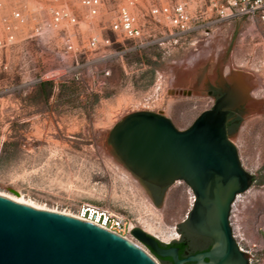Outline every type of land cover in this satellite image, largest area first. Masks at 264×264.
I'll list each match as a JSON object with an SVG mask.
<instances>
[{
	"label": "rangeland",
	"instance_id": "obj_1",
	"mask_svg": "<svg viewBox=\"0 0 264 264\" xmlns=\"http://www.w3.org/2000/svg\"><path fill=\"white\" fill-rule=\"evenodd\" d=\"M11 2L38 18L47 16L50 6L65 4L78 16L79 27L74 52L65 50L58 32L19 40L4 52L0 192L75 216L86 204L108 208L123 214L133 228L170 242L192 202L190 188L172 183L156 206L140 180L114 168L112 161L127 169L108 133L124 115L141 110L184 129L211 107L216 97L210 90L220 89L219 77L242 73L259 84L252 95L250 86L245 115L228 137L252 178L235 198L229 220L237 243L249 254L248 264H264V11L251 19L214 23L208 36L195 30L175 42L163 26L156 41L119 42L108 22L125 0H105L94 17L86 16L78 0ZM91 34L109 43L88 48Z\"/></svg>",
	"mask_w": 264,
	"mask_h": 264
},
{
	"label": "water",
	"instance_id": "obj_2",
	"mask_svg": "<svg viewBox=\"0 0 264 264\" xmlns=\"http://www.w3.org/2000/svg\"><path fill=\"white\" fill-rule=\"evenodd\" d=\"M248 82L242 73L219 77L221 94L184 129L166 116L141 110L124 115L108 133L115 155L147 190L144 183L164 189L182 181L193 193L183 225L211 237L209 250L178 259L176 250L160 247L153 234L131 229L134 238L158 257H170L173 264L249 262V254L236 242L229 217L235 198L249 188L252 176L228 137L245 115ZM236 108L238 121L227 134V115ZM152 201L156 206L160 203ZM0 264L158 263L137 244L96 224L0 195Z\"/></svg>",
	"mask_w": 264,
	"mask_h": 264
},
{
	"label": "built area",
	"instance_id": "obj_3",
	"mask_svg": "<svg viewBox=\"0 0 264 264\" xmlns=\"http://www.w3.org/2000/svg\"><path fill=\"white\" fill-rule=\"evenodd\" d=\"M104 1L78 0L89 17L100 12ZM263 11L264 0H125L112 14L108 28L119 42L142 38L156 41L160 39L157 34H162L165 26L176 42L195 30L209 32L210 25L221 20L251 19ZM78 27V16L65 4L50 6L47 16L38 18L36 13H25L11 0H0V72L6 67L2 61L4 52L19 40L58 32L65 50L74 52L73 40ZM100 42L108 44L109 39L91 34L86 40L88 48H95ZM79 215L121 237L132 238L133 226L119 212L86 204L81 206ZM141 248L147 251L145 246Z\"/></svg>",
	"mask_w": 264,
	"mask_h": 264
},
{
	"label": "flooded vegetation",
	"instance_id": "obj_4",
	"mask_svg": "<svg viewBox=\"0 0 264 264\" xmlns=\"http://www.w3.org/2000/svg\"><path fill=\"white\" fill-rule=\"evenodd\" d=\"M210 93L214 94L215 97H217L221 94L220 89H216L214 87L211 88ZM238 110H239V108H236L235 110L231 111V113H229L227 115V122H226L227 134L234 127V125H236V123L238 121V118H237ZM144 184L147 186L149 194L153 200L156 197H158L159 195H162V192L164 189H160L157 186H154V185H151L148 183H144ZM190 191H191V189H190ZM191 204H192V202L190 203V207H191ZM190 207H189V209H190ZM188 210H187V212H188ZM187 212H186V214H187ZM186 214H185V217L183 218V220L179 224L175 225L174 235L171 237L170 242H164L163 240H160L157 238L158 245L160 247H163V248L172 247V248H174L176 250V254H177L178 259H184L189 255H193L196 253H201V252L207 251L212 247L213 242H214L213 239L209 236L201 235V234H198V233H195V232H192V231H189L188 229H186L183 225V222L186 218ZM229 219H230V217H229ZM232 233H233V231H232ZM236 242H237V240H236ZM163 244H167V245H163ZM143 245L146 247V249L149 252H151L153 255H156L147 245H145V244H143ZM238 246H239V244H238ZM240 249H242V248L240 247ZM160 258H162L164 264H173L172 259L170 257H160ZM203 261L208 262L207 258H205V257L203 258ZM181 264H199V263H197L195 261H184Z\"/></svg>",
	"mask_w": 264,
	"mask_h": 264
},
{
	"label": "bare ground",
	"instance_id": "obj_5",
	"mask_svg": "<svg viewBox=\"0 0 264 264\" xmlns=\"http://www.w3.org/2000/svg\"><path fill=\"white\" fill-rule=\"evenodd\" d=\"M211 33V30L209 31V32H203L202 31V34L204 35V36H208L209 34ZM196 42L194 41L193 42V44H195ZM216 43V42H215ZM218 45V44H217ZM208 46H209V49L210 48H213V44H208ZM203 53V52H202ZM219 54V51H218V53H216L215 54V56H217ZM197 57V56H196ZM251 82V81H250ZM250 82H248V85H249V87L251 86V95L255 92L254 91V89L258 86V82H255L254 81V79H253V83H250ZM248 98V97H247ZM246 98V99H247ZM254 102L255 101H253V99L251 100V101H249V105H253L254 104ZM263 108V107H262ZM112 164H113V166H114V168H116L119 172H120V174H121V176L123 175L124 177H126V178H128V179H131V180H133V181H136L135 180V178L133 177V175L127 170V169H125L123 166H121L118 162H116V161H112ZM0 195L1 196H4V197H6V198H9V199H11V200H13V201H15V202H18V203H21V204H25V205H27V206H31V207H33V208H37V209H43V210H49V211H52V212H58V213H61V214H66V215H70V216H74V217H76V218H80V219H82V220H85V221H87V222H89V220H87V219H84L83 217H80V216H75V215H72L71 213H68V212H65V211H59V210H57V209H50V208H47V207H45V206H43V205H39V204H36V203H34L33 201H30V200H28V199H25V198H23L22 196H16V195H14V194H7V193H3V192H0ZM192 196H193V194H192ZM192 200H193V197H192ZM148 206H150V204H148ZM151 207V206H150ZM152 208V207H151ZM131 227H132V225H131ZM145 230V229H144ZM146 231V230H145ZM131 240V239H130Z\"/></svg>",
	"mask_w": 264,
	"mask_h": 264
},
{
	"label": "trees",
	"instance_id": "obj_6",
	"mask_svg": "<svg viewBox=\"0 0 264 264\" xmlns=\"http://www.w3.org/2000/svg\"><path fill=\"white\" fill-rule=\"evenodd\" d=\"M40 86H43V87H46V86H51V83L50 82H45V81H43V82H39L38 83ZM160 198H161V195H159L158 197H156L155 199H154V202L155 203H159V201H160ZM163 245H167V244H163ZM162 264H164V262H163V260H162V258H160V257H158V256H156V255H154Z\"/></svg>",
	"mask_w": 264,
	"mask_h": 264
}]
</instances>
